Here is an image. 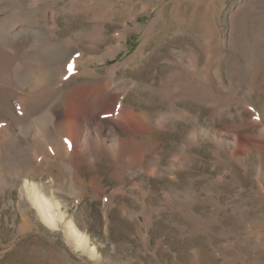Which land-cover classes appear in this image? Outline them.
I'll return each instance as SVG.
<instances>
[{
  "label": "rangeland",
  "instance_id": "374dc122",
  "mask_svg": "<svg viewBox=\"0 0 264 264\" xmlns=\"http://www.w3.org/2000/svg\"><path fill=\"white\" fill-rule=\"evenodd\" d=\"M0 55V264H264V0H0Z\"/></svg>",
  "mask_w": 264,
  "mask_h": 264
},
{
  "label": "bare ground",
  "instance_id": "6f19581e",
  "mask_svg": "<svg viewBox=\"0 0 264 264\" xmlns=\"http://www.w3.org/2000/svg\"><path fill=\"white\" fill-rule=\"evenodd\" d=\"M3 55V54H2ZM0 55V69L6 65L5 63V56ZM6 55V54H5ZM6 68V66H5ZM1 72V71H0ZM74 76V75H73ZM61 118V117H60ZM53 120V119H51ZM55 120V119H54ZM61 122V120L59 121ZM49 129V128H48ZM47 129V130H48ZM56 130V128H53V132ZM50 131V130H49ZM57 131V130H56ZM59 131V129H58ZM57 131V132H58ZM55 134V133H54ZM53 134V135H54ZM52 135V134H51ZM63 135V133H62ZM59 136V135H58ZM60 140V139H59ZM61 144V143H60ZM62 146V145H61ZM65 146V145H64ZM63 146V147H64ZM69 148V145H67ZM38 185V184H37ZM36 184L31 185V187H27L28 190V196L33 200L34 204L37 206L40 214L42 217L45 218V220L50 223L52 226H57V223L60 221H63L64 217L63 215L59 216L58 214L54 213V204L53 201L50 200L46 194H44L40 188ZM56 205V204H55ZM59 217V218H58ZM67 232L72 237L75 238L78 246L80 248H86L87 240L84 238V236L80 233V231L77 229L75 223L72 220H69L67 222Z\"/></svg>",
  "mask_w": 264,
  "mask_h": 264
},
{
  "label": "snow or ice",
  "instance_id": "6c2138e0",
  "mask_svg": "<svg viewBox=\"0 0 264 264\" xmlns=\"http://www.w3.org/2000/svg\"><path fill=\"white\" fill-rule=\"evenodd\" d=\"M69 71H72V68H71V66H69Z\"/></svg>",
  "mask_w": 264,
  "mask_h": 264
}]
</instances>
